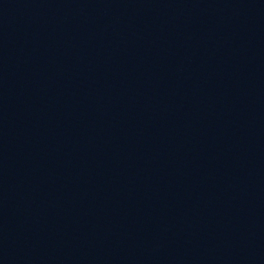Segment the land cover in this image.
Returning a JSON list of instances; mask_svg holds the SVG:
<instances>
[{"label": "water", "instance_id": "95a60500", "mask_svg": "<svg viewBox=\"0 0 264 264\" xmlns=\"http://www.w3.org/2000/svg\"><path fill=\"white\" fill-rule=\"evenodd\" d=\"M0 264H264V0H0Z\"/></svg>", "mask_w": 264, "mask_h": 264}]
</instances>
